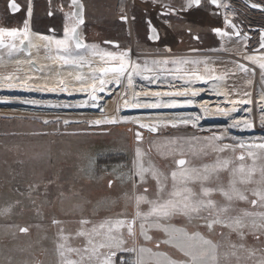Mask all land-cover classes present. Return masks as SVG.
I'll return each mask as SVG.
<instances>
[{
	"label": "rangeland",
	"instance_id": "obj_1",
	"mask_svg": "<svg viewBox=\"0 0 264 264\" xmlns=\"http://www.w3.org/2000/svg\"><path fill=\"white\" fill-rule=\"evenodd\" d=\"M18 1L21 11L15 18L10 11L9 0H0V13L7 18L1 27L14 22L18 29L23 28L29 4L25 0ZM77 1L56 0L53 5L60 8L59 15L64 22L60 32L51 31L58 36L56 39L71 32L74 25L71 17L64 21L65 10H69L70 15L79 6L83 11L78 17L86 26L89 42L100 44L99 47L111 53L133 51L131 59L134 58V63L143 71L152 70V65L146 63L142 56L144 53H162L164 46L136 38L127 23L138 19L146 10L142 7L157 5L156 2L79 0L78 5ZM155 1L160 3L156 10L164 11L161 5H166L167 0ZM171 1L175 4L186 2L189 11L196 14L192 21L202 17L214 24L203 28L187 23L183 32L196 31L190 35L194 44L200 45L207 32L214 33V29L223 28L224 24L226 27V16L235 20L232 16L236 12L229 10L227 5L214 7L204 0L201 8L192 9V0ZM239 6L247 12L243 32L236 36L229 27L230 36L233 39L247 38V49L257 50L261 45L259 34H249L248 31L251 32L254 26L264 27V15ZM149 23L147 20V32L151 27ZM166 25L175 31L181 26L168 20ZM159 34L162 35L161 31ZM212 35L218 46L219 39L215 33ZM165 43L171 44L170 41ZM178 50L190 51L187 46ZM58 83L43 81L40 90L32 92L34 95L31 96H25L27 87L19 93L0 88V264H67L68 261L101 264L110 251L127 254L134 261L141 255V247L151 249V252L142 254L144 264H156L157 259H162L154 253H167L171 259L186 260L184 253L174 245L161 242L168 239V235L161 228L150 227L156 223L184 229L189 235L199 232L211 240L217 245L216 264H264V226H261L264 218L243 214L244 211L264 212V201L254 195L255 191L264 192V148L259 147L264 145V122L259 127L256 124L246 130L234 122L238 113L239 116H249L250 109L263 116L264 98L258 94L241 93L210 99V95L205 93H188L186 97L193 98L187 99L181 98L183 91L176 95L153 90V87L130 85L136 88L133 95L85 100L76 97L79 89ZM96 95L101 96L100 93ZM154 97H157L155 101H140ZM238 101L244 103L245 109L236 112L235 103ZM92 102V105L86 104ZM113 119L117 122H106ZM94 121L102 123L94 124ZM225 145L229 147L225 148ZM221 148L224 150L219 151ZM179 159L187 162V168L196 169L193 175L200 178L184 185L179 183L178 176L177 187L190 188L196 194L194 199H211L216 207L202 209L199 215L193 214L191 218L181 213L169 217L148 215L153 208L150 202L162 203L169 199L168 194L173 190L170 174L179 172L176 163ZM224 160L229 161L227 168L217 167L218 162ZM241 164L243 173L238 171ZM140 166L148 170L144 172L143 180L138 174ZM153 171L157 172L160 184L164 185L163 191H159ZM204 176L208 179H202ZM232 181L247 199L241 200L234 195L228 201L219 191L223 188L232 194ZM202 188L213 191L204 197ZM141 196L145 199L138 204ZM252 200H257V203L253 205ZM222 206L228 207L226 213L220 214L222 220L233 223L239 217L244 226L234 229L225 224H215L210 231L204 220L209 218V214L215 218ZM133 219L134 236L128 234L127 226L118 231L114 229L112 235L122 234L126 241L123 248H135L136 252L105 247L98 248L96 254L92 253L94 245L109 243L107 229L115 221ZM105 222V228H100ZM141 223L145 225L150 240L141 235ZM22 228H27V232L21 231ZM81 232L86 235H78ZM89 239L92 244L88 243ZM192 242L196 243L198 239ZM112 262L121 264L114 257Z\"/></svg>",
	"mask_w": 264,
	"mask_h": 264
},
{
	"label": "bare ground",
	"instance_id": "obj_2",
	"mask_svg": "<svg viewBox=\"0 0 264 264\" xmlns=\"http://www.w3.org/2000/svg\"><path fill=\"white\" fill-rule=\"evenodd\" d=\"M77 3L80 5L79 0ZM79 8L78 6L72 10L73 12L69 15V18L74 19L72 29L75 28V34L72 33V29L71 32L64 33L65 29L60 39H56L58 36L53 32L38 31L32 27V6L29 7L31 15H28V9L26 19L23 21L24 26L20 29L14 22L7 27H1L3 23H6L7 18L5 19L4 14L0 13V30H6L0 31V39L3 41L0 44V88L19 93L23 91L22 88L27 87L25 90L28 92H24L25 96H31L34 95L32 92L40 90L43 81L52 80L58 81V84H66L68 88L79 89L80 93L76 97L85 100L93 97L97 100L103 96L109 98L130 96V94L133 95V90H136L130 85L153 87V90L176 95L183 91L185 93L181 95V98L188 96V93L193 95L205 93L210 95V99L241 93L254 96L258 94L264 98V67H261L264 65V50L250 51L247 49V38H231L230 26L227 25V20H231V16L227 17L228 14L224 19L226 27L224 24L223 28L213 30L216 38L219 39L218 46L215 45L216 39L212 35L214 33L207 32V36L200 40L201 43L198 45L190 40V35L192 36L195 32L182 35L177 34L167 25L162 27L163 38L171 44H163L162 53H144L142 58H146V63L152 65L150 67L152 70L143 71L134 63V58L131 59L133 51L120 50L117 53H111L104 47L100 46V48V44L89 42L86 26L82 25L84 22L81 23V18L78 17ZM201 18L190 23L203 28L214 25ZM25 25H27V37L24 35ZM127 26L132 35H137L135 22L128 21ZM13 29L17 32L14 37L8 35V32ZM57 40H67V51L63 46L56 44ZM77 42L83 47H76ZM12 45L15 47L13 48ZM186 46L190 50L187 53L185 50L177 51ZM65 58L72 62L66 63ZM121 67L125 69L123 72L119 71ZM94 85H111L112 87L96 89ZM125 89L132 91H125ZM96 93H100L101 96ZM156 99L157 97L140 99V101ZM79 104L83 103L79 102ZM235 107L236 112L245 109L241 101L236 102ZM258 114L257 110L250 109L249 116H239L238 113L234 122L243 125L244 130L256 124L259 127V124L264 122V114L263 116Z\"/></svg>",
	"mask_w": 264,
	"mask_h": 264
},
{
	"label": "snow or ice",
	"instance_id": "obj_3",
	"mask_svg": "<svg viewBox=\"0 0 264 264\" xmlns=\"http://www.w3.org/2000/svg\"><path fill=\"white\" fill-rule=\"evenodd\" d=\"M75 2V0H74ZM195 2L198 4L199 0H195ZM212 3H216V0H212ZM13 10H16L18 6L13 2L12 4ZM28 15H31V9H29ZM81 23L83 22L82 20L80 21ZM0 31H6V30H0ZM219 31V30H217ZM72 33L75 34V28L72 29ZM9 36H16L17 32L15 29L11 30L8 32ZM25 37H27V25H25V32H24ZM48 39V38H45ZM3 41L0 39V44H2ZM56 44L58 46H63L65 50L67 51L68 45H67V40H57ZM14 48L15 45H12ZM76 47H83L82 44L77 42ZM65 62H72L67 60L65 58ZM261 67H264V65H261ZM125 69L124 67H121L119 71L123 72ZM155 107V105H153ZM107 123H116V120H109L106 121ZM186 122V121H185ZM94 124H100L102 123L101 121H94ZM137 138L139 139L140 136L137 134ZM225 148L229 147L227 145L224 146ZM259 147L264 148V145H260ZM224 149L221 148L219 151H223ZM137 155L139 156V150L137 151ZM249 155H252V153H249ZM241 160H243V156L240 157ZM177 165L179 166V172L177 171H172L171 172V178L173 181L172 185V191L168 194L169 199L163 201L162 203H157L155 201H152L150 203L153 204L152 211L148 215L156 214L157 216L160 217H169L173 214L176 213H181L185 216H188L191 218L193 214L199 215L200 211L202 209H207V208H215L216 204L214 201L211 199H194L195 193L192 192V190L188 187H183L179 188L177 187V178L179 176V183L186 185L187 182L191 180L198 179L200 177L194 176L193 173H195L197 170L196 169H189L186 167L187 162L184 159H179L176 161ZM229 164L228 160H224L222 163L218 162L217 167H223L227 168ZM207 169V166H205ZM255 169H251L250 171H254ZM148 171L147 169H144L142 166L138 168V174L140 176V179H144V172ZM239 172L243 173L244 172V166L241 164V166L238 169ZM152 176L157 179V183L159 185V191H163L164 185L160 184L159 181V176L156 171L152 172ZM202 179L207 180L208 177L204 176ZM111 184V182H109ZM230 190L225 191L223 188L219 189L221 193L227 198L228 201H231L233 199V196L235 195L236 198L244 200L247 199L243 194H241L236 188H235V181H232L230 184ZM147 191V189H145ZM212 189L209 188H202V195L204 197H207L210 195L212 192ZM254 195L259 198L260 201H264V192L262 191H255ZM145 197L141 196L138 198V204L141 200H144ZM251 203L255 205L257 203V200H252ZM228 211L227 206H222L218 209L217 214L215 218L211 217V214H209V218H205L204 222L206 227L211 231L213 226L215 224H225V226L229 228H242L244 225L241 223V219L237 217L233 223H226L224 220L220 218V214L226 213ZM245 216H251V215H259L260 217L264 218V212L261 213H249L247 211H244L243 213ZM137 216H140V213L137 212ZM55 223V221H54ZM85 223V222H82ZM107 222L102 223L99 227L100 228H105ZM134 225H135V219L132 221H126V220H117L115 221L114 225L111 227H108L107 232V240L109 241L108 244H100L99 246H93L91 251L93 254H96L98 251V248H116L122 251H129V252H136L137 250L135 248H123V244L126 243L124 241L122 234L120 236H115L112 235L113 230H119L120 228H123L127 226V231L130 236H134ZM254 226H256L254 224ZM264 226V225H261ZM150 227H157L161 228L163 231H165L168 235V239L161 241L162 243L166 244H172L176 248H178L181 252L184 253V255L187 257L186 260H174L168 257L167 253H154L153 255L156 257H160L162 259H157L156 264H216L217 262V256H216V249L217 245L214 244L211 240L205 238L202 234L199 232L193 233L189 235L186 230L184 229H177L174 226L171 225H161L159 223L150 225ZM141 229V235L144 236L146 240H150L151 237L147 235V230L145 228V225L141 223L140 225ZM21 231L27 232V228H22ZM78 235H86L85 233L81 232L78 233ZM242 235V233H241ZM198 242L193 243L192 241L197 240ZM89 244H92V240L89 239L88 241ZM63 247V245H61ZM75 251V250H74ZM85 251H88L86 248ZM145 252H151V249H145L141 247L139 249V253L141 254L138 259L131 261V262H125V264H144V259H143V253ZM115 251H110L108 256H106L102 261L101 264H113L112 262V257L115 256ZM63 255V253H61ZM81 260H83V257H81ZM67 264H77L76 261H68Z\"/></svg>",
	"mask_w": 264,
	"mask_h": 264
},
{
	"label": "crops",
	"instance_id": "obj_4",
	"mask_svg": "<svg viewBox=\"0 0 264 264\" xmlns=\"http://www.w3.org/2000/svg\"><path fill=\"white\" fill-rule=\"evenodd\" d=\"M11 2L12 0L9 1V5ZM14 2L18 6V10L13 12L10 7V11L12 13V16L16 18V17H19L20 14L18 13L21 11V9L19 8V5H18L19 1L15 0ZM25 2L29 4L28 8L30 6H32L33 8L32 15H31L32 16L31 22L35 30L46 31V32H51V31L60 32L64 22L63 21L61 22L62 16L59 15L60 8L57 5L56 7L53 6L56 0H25ZM144 2H147V3L153 2L154 4L157 3V5L160 4L159 2L155 0H146ZM170 2L171 0H167L165 2L167 3L166 5H161L165 8L164 11L156 10L155 7L157 5H152V4H148L150 5L149 7L141 8V9H146V10L142 11L138 19L135 18V21H133L135 22V25H136L138 38H140L142 41H144L143 38H145L149 40L150 42H152L153 45H163L165 42H168L166 39L165 41L162 40L164 38L162 35L159 34L161 30H164L162 27H164L167 24V20L173 24L178 23L181 25L179 26L180 28L178 27L179 30H176V33L192 34L193 30L186 31V32H183V31L187 27L186 26L187 23L192 22L191 18H193L196 14L191 10L189 11V8H185V10L182 11L175 7H172L170 5ZM192 9H195V8H192ZM65 13H66V17L64 16V21L65 19L69 17V13H67L66 10H65ZM26 14H27V11H26ZM147 20H150L149 25H151V27L149 28L150 29L149 32H147V29H148L146 25ZM66 23H67V20H66ZM152 29L153 30L155 29V31L157 32L158 34L157 39L151 38L152 31H153ZM115 30L116 29H113V31ZM194 32L196 31L194 30ZM107 33H108V30H107Z\"/></svg>",
	"mask_w": 264,
	"mask_h": 264
},
{
	"label": "flooded vegetation",
	"instance_id": "obj_5",
	"mask_svg": "<svg viewBox=\"0 0 264 264\" xmlns=\"http://www.w3.org/2000/svg\"><path fill=\"white\" fill-rule=\"evenodd\" d=\"M12 1H15V0H12ZM144 1H146V0H144ZM203 1L204 0H200V4L199 5H195L194 0H192V8H201L203 6ZM250 1L264 6V0H260V1L259 0L258 1L257 0H250ZM207 3L210 6L219 7V8L221 6L227 5L229 10H234L236 12V14L234 16H232V17L235 20L232 19L233 20L232 22L239 28L240 34H242V32H243L242 31L243 30L242 26L246 22V19L244 18V15L247 12H244L242 10L243 8H241L242 6H239V5H243L245 8H248L251 12L252 11H256V10H253V9L249 8L242 0H218V5H214V4H212L211 0H207ZM170 5L172 7H175L177 9H179V10H182V11L185 10V8H187L186 2H180L179 4H175V3H173L171 1ZM256 12H260L261 14L264 15V13L261 12V11H256ZM221 13H222V11L220 12V15H221ZM235 17H237V19ZM232 32H233V30H232ZM248 33L249 34L258 33L259 34V38H260V42H261V35H262V33H264V27L254 26V27H252V31L251 32L248 31Z\"/></svg>",
	"mask_w": 264,
	"mask_h": 264
},
{
	"label": "water",
	"instance_id": "obj_6",
	"mask_svg": "<svg viewBox=\"0 0 264 264\" xmlns=\"http://www.w3.org/2000/svg\"><path fill=\"white\" fill-rule=\"evenodd\" d=\"M249 8L253 9V10H256V11H261L264 13V6L263 5H260V4H257V3H254L250 0H242ZM212 2V0H211ZM15 3V2H14ZM194 3L195 5H199L200 4V0H199V3L197 4L194 0ZM12 4H13V1L10 3V7H11V10L14 12L16 10H18V8L16 10H13L12 8ZM16 4V3H15ZM214 5H218V0H216V3H212ZM17 5V4H16ZM82 9L79 8V14L81 15L82 13ZM227 25L230 26V28L233 30V33L236 35V36H240V31H239V28L231 21V20H227ZM220 32V31H218ZM157 32L155 30L152 31V35H151V38L152 39H157ZM264 49V33H262L261 35V45L260 47L257 49V50H262Z\"/></svg>",
	"mask_w": 264,
	"mask_h": 264
},
{
	"label": "built area",
	"instance_id": "obj_7",
	"mask_svg": "<svg viewBox=\"0 0 264 264\" xmlns=\"http://www.w3.org/2000/svg\"><path fill=\"white\" fill-rule=\"evenodd\" d=\"M133 1V0H131ZM114 258L119 261L121 264H125V262H131L132 258L131 256L124 254V253H120V254H115Z\"/></svg>",
	"mask_w": 264,
	"mask_h": 264
}]
</instances>
